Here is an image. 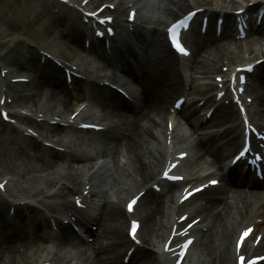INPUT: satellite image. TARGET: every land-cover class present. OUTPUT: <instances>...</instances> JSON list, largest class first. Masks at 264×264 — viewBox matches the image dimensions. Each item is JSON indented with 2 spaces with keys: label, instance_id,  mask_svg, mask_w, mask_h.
Masks as SVG:
<instances>
[{
  "label": "bare ground",
  "instance_id": "obj_1",
  "mask_svg": "<svg viewBox=\"0 0 264 264\" xmlns=\"http://www.w3.org/2000/svg\"><path fill=\"white\" fill-rule=\"evenodd\" d=\"M96 1L99 0H89L86 6L90 8ZM251 1L160 0L151 18L149 16L142 22H137V18L135 28L125 31L129 37L127 50L115 57L114 61L107 62L108 66L128 73L143 87L144 96L134 105L128 106L127 103L119 101V98L113 96L116 94H113L112 89L100 85V80L91 81L87 85L86 81L73 77L72 84H84L89 87L93 102L102 107H106L108 103L114 105L110 116L103 118L109 121L110 126L99 132L100 134L94 135L100 143L95 157L108 158L116 167L122 158V169H125L118 177L109 178L110 189L100 187L97 192L90 191V196L95 201V208L92 209L94 216L82 223L81 228L85 234L92 237V240L82 243L85 245L83 251H79V255L83 264H170L174 259L177 261V257L169 254L161 259L151 249L158 241L162 243L169 241L172 243L169 247H172L177 244L182 246L184 242L191 240L188 249H195L197 252V258L192 264H235L233 261L235 254H256L264 251V182L223 176L221 178L224 181L223 186L207 188L197 195L198 198L196 195L191 198L195 200L194 202L197 201L194 206L184 200L182 206L176 207L173 192L177 187L200 182V176L191 174L182 182L158 179V171L163 168L168 143L175 144L176 140L178 141L176 127L173 133L167 121L174 94L185 97L184 103L177 109V114H180L185 124L193 130L190 137H195L190 149L195 154V161H199L201 166L211 168L217 165L220 168L222 158L220 151L226 144L224 138L235 135L232 141L239 139L238 125H229L236 120L235 115L224 111V107L215 108L209 120H201L202 111L211 101V97L207 95L218 85L212 82L203 87L199 83L198 74L219 77L228 71L230 79L245 74L248 77L247 83L262 90L257 100L264 108V0ZM190 3L194 9L204 7L197 16L208 19V33H211L217 18L222 20L223 35L226 32L235 33L236 17L230 11L240 9L243 5L247 6L243 16L248 15L254 8H260L263 12V22L260 26L254 23L246 30L245 34L252 39L250 44H245L244 47L236 45L228 39L225 41L220 34L213 39L197 42L187 62L181 63L169 50L161 26L179 12H185ZM207 6H214L215 9H206ZM53 15L57 16L56 13ZM58 18H61V15ZM46 34L53 35V43H59L58 48L65 51L63 53H60L62 50L56 51L62 58L73 61L80 56L81 51H77L76 48L81 47L83 36L76 28L58 32L51 28L46 30ZM255 42L259 44V49L251 47ZM232 44L234 49L231 48ZM244 53L247 56L243 55ZM35 55L37 54H28L15 62L18 71L33 73L31 83L16 95V99L22 106L29 107H37L38 101L44 100V109L56 110L59 114L67 112L73 100L78 99L80 95L73 96V92L65 89L67 79L60 67L48 63L46 57L43 58L46 61L42 64V54L37 57ZM250 65L254 67L249 72H244L243 70ZM64 68L69 73L78 72L68 65H64ZM79 68L81 74L87 73V67L79 64ZM104 78L112 83L118 80L112 73L104 74ZM39 113L45 115L42 111ZM20 118L28 119L25 116ZM220 123L227 127L221 133L213 131ZM60 128L50 129L48 133H61ZM77 131L72 130L73 133H78ZM168 139H171V142H168ZM37 149L34 145L27 152L35 153ZM64 157L65 155L60 152L49 153L47 158L36 162L39 171L50 170ZM92 159L91 152L87 155H69L68 167L71 172L57 177V180L61 181L59 194L71 196L77 193L78 183L75 182V176L81 170L78 164ZM75 163L76 168L73 167ZM23 180L33 183L36 176ZM64 180L69 181L71 187L65 186L62 183ZM106 182L101 180L98 183L104 186ZM133 192L140 195L141 206L137 213L134 210L136 215H128L122 203L123 199ZM58 206H61L57 208L59 210L68 208V202L64 201ZM175 210L179 213L178 219H181L179 221L177 219L173 225L169 219ZM2 211H5L4 204ZM38 215L39 213L32 207L23 213L15 209L10 223L5 219L0 222V264H29L33 255L36 256L39 250H43V244L49 238L42 230L51 224L46 217L36 220L35 217H39ZM132 217L139 222L137 233L139 241L129 238L128 229L125 232L129 218ZM96 224V230L92 231L90 226ZM187 225L190 227L186 228ZM243 225L253 228L238 250L235 248V240L239 237L237 235ZM103 226L105 229L100 231ZM54 227L64 229L59 221H56ZM251 241L255 243L252 245ZM64 244L77 248L79 242L76 233L69 231ZM188 254L189 251L181 264L186 262ZM125 258L128 262H125Z\"/></svg>",
  "mask_w": 264,
  "mask_h": 264
},
{
  "label": "rangeland",
  "instance_id": "obj_2",
  "mask_svg": "<svg viewBox=\"0 0 264 264\" xmlns=\"http://www.w3.org/2000/svg\"><path fill=\"white\" fill-rule=\"evenodd\" d=\"M75 1L78 2L80 0ZM159 1L160 0H139V2H141L140 8L138 9L139 16L141 18H148L150 16L149 18H151V16L155 14L153 12L156 11ZM136 4L139 3L136 1L135 5ZM55 7H57V5L52 3L50 0H0V57L6 53L4 62H12L16 59L15 57H18V54L22 53L25 49V45L23 46L21 41L22 39L35 43L41 49H48L47 51L51 54L53 51H51L49 47L55 48L57 52L62 50L61 48H58L59 43H53V36H48L46 34L47 28L44 26L50 25L55 27V32L63 29V26L60 27L57 20H55L50 13H46L47 11L53 10ZM207 7H209L208 9L214 8V6ZM188 9L189 8H187V10ZM235 10L236 9H233V11ZM181 13L184 12H179V14ZM60 15L62 16L61 18H63L61 24L64 25V27H69L73 24V21H71L73 14H71V12L64 11L63 14H58V16ZM113 16L116 17V19H119V22L120 19H125L127 17L125 7L123 5L118 6L116 8V12L113 13ZM176 16L169 18V20L175 18ZM44 17H47V19L43 23ZM76 26L77 24H74L72 27ZM11 28L15 29L12 30ZM161 28H163V26H161ZM251 41L252 39L246 38L244 40L234 41L233 43L244 47L246 46L245 44H250ZM251 47L253 49H259V44L255 42ZM231 48L234 49L233 44L231 45ZM63 52L65 51L62 50L60 53ZM243 55L247 56L245 53ZM76 60H78L77 57L74 61ZM14 66H16L15 63ZM90 69L94 68L92 67ZM91 72L95 73V70H92ZM197 77L200 79L199 83L202 84V86H206L216 79L215 75L205 77L198 74ZM248 88L249 91H251L256 97H259L262 92L259 87L253 88L251 84ZM78 94L80 95L78 97L79 99L82 96V93L78 92ZM14 103L15 106H22L17 99H14ZM87 103L90 106V111L88 112L89 116H110L111 109L102 107L93 102L91 99H87ZM256 103L257 106H260L259 100H256ZM15 106L10 105V110L14 111L16 109H20ZM228 110L230 111V109ZM173 123L174 126H179L177 128L179 138L177 147H186L189 149L191 146V140L188 138L193 134V130L189 127V125L184 124V121H182L180 117L176 116ZM224 128L225 126L218 125L215 130L222 131ZM62 137H65V139H61V143L59 145H62L65 142H70L69 146H73L75 149L81 151L86 148L93 156L92 160L86 162L88 163L87 167L81 172L79 171L78 175L75 176L76 182L80 181L79 188L82 187L84 182L89 183L90 180L91 183L89 185L92 186L91 189L98 190L101 189L100 187H104V189L108 190L110 189L111 181L109 178L113 176L118 177L119 173L121 174L122 170H125L122 169V158H120L118 166L116 167V165H114L108 158H98L99 156L95 157V152L99 150L100 143L94 135L61 132L60 138ZM194 137L195 136H192V138ZM52 138L55 141L57 139V134L53 135ZM30 143L31 139L24 138L20 131L15 130L13 127L9 128V126L3 124L0 120V179L8 180L5 195L12 198H25L28 201H33L34 203L36 202L37 208L41 212L38 215L39 217H35V219L39 220L40 215L52 217L54 214L51 212L59 210L57 209L60 208L58 206L59 203H62L65 200H70L71 196L64 197L58 193L61 181H58L57 177L67 174L68 172H71V170L66 165L68 163L67 161L66 163L58 162L54 164L50 170L40 172L39 165L36 162H40V159L47 158V154L44 153L42 148L41 150H35V153L30 152V154H28L27 151L29 148L33 147ZM188 149H186L188 157L185 160L182 159L180 162H177L175 167L176 171L184 174H188V172L192 170L195 171L201 166L200 162L195 161V154L190 149L188 151ZM90 166L93 167L91 170L89 168ZM74 168H76V166H74ZM213 169L218 170L215 167ZM32 176H36V180L33 183H28V181L23 180V178L27 179ZM101 180L107 181L104 186L98 183ZM48 182L49 184H47ZM66 184L69 185L68 182H66ZM127 197L123 199L122 207ZM33 202H31V204L35 205ZM1 203L2 199L0 197V205ZM104 227L105 226H103V229ZM126 231L127 225L125 227V232ZM44 234L48 236L46 232H44ZM48 238V241L43 244L47 245L46 250H39L36 256H34V254L32 259H30L29 264H43L46 261H49L46 263L50 264H83L79 251L83 249V245L85 244L79 243V245L76 246L77 248H72L63 244V240L57 239L54 235L52 237L49 235ZM84 239L87 240L88 237L84 236ZM158 244L159 243H156L154 246H151L154 252L160 251L159 249H161V247L158 246ZM196 258V250H191L188 255L187 262L192 264Z\"/></svg>",
  "mask_w": 264,
  "mask_h": 264
},
{
  "label": "snow or ice",
  "instance_id": "obj_3",
  "mask_svg": "<svg viewBox=\"0 0 264 264\" xmlns=\"http://www.w3.org/2000/svg\"><path fill=\"white\" fill-rule=\"evenodd\" d=\"M175 47H176L179 51H181L182 53L184 52V49H183L179 44H175ZM210 183L215 184L216 181H215V180H212V181H210ZM133 202H134V201H133ZM128 207H129V210H131L132 203H129ZM135 229H136V224H135V222H133L132 227H131V230H130V234H133V233L135 232ZM245 235H247V233H245Z\"/></svg>",
  "mask_w": 264,
  "mask_h": 264
}]
</instances>
